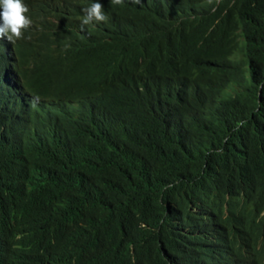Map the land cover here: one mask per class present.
Masks as SVG:
<instances>
[{
  "label": "trees",
  "instance_id": "obj_1",
  "mask_svg": "<svg viewBox=\"0 0 264 264\" xmlns=\"http://www.w3.org/2000/svg\"><path fill=\"white\" fill-rule=\"evenodd\" d=\"M83 9L0 39V264H245L227 235L253 240L216 216L264 203V0L117 8L82 32ZM57 31L54 68L35 35ZM47 92L95 123L26 136Z\"/></svg>",
  "mask_w": 264,
  "mask_h": 264
},
{
  "label": "clouds",
  "instance_id": "obj_2",
  "mask_svg": "<svg viewBox=\"0 0 264 264\" xmlns=\"http://www.w3.org/2000/svg\"><path fill=\"white\" fill-rule=\"evenodd\" d=\"M165 2L166 0H0V39H5L9 43L16 41L18 43L41 19L44 20L46 28H55L59 20L58 16L75 4L84 5V17L80 25L83 32L85 26L107 22L109 17L106 14L111 10L136 8L139 11L141 8H146L147 11L151 6H164ZM58 32L60 31L46 38L35 35L38 43L34 57H40L54 68L60 65L59 59L70 52L67 44L58 36ZM40 95L41 104L38 107L31 103L34 97L29 101V117L32 122L29 120L21 122V129L26 136L34 133L37 127L42 130L49 129L50 121L66 112H70L74 117L72 125L76 129H83L95 123L96 114L93 108L96 103L89 102L86 107L82 103L60 105L51 102L55 98L54 95L48 92ZM38 121L40 123L35 124ZM243 205L241 204L239 210H235L233 206L229 210L226 204L224 217L216 216V218L222 221L220 224L226 229H240L253 240L251 245L237 235H227V245L239 252L245 264H264V203L249 205L246 208H243ZM9 246L13 251L19 248L13 239L9 242Z\"/></svg>",
  "mask_w": 264,
  "mask_h": 264
},
{
  "label": "rangeland",
  "instance_id": "obj_3",
  "mask_svg": "<svg viewBox=\"0 0 264 264\" xmlns=\"http://www.w3.org/2000/svg\"><path fill=\"white\" fill-rule=\"evenodd\" d=\"M230 93H232V88H230V89L226 92V94H230Z\"/></svg>",
  "mask_w": 264,
  "mask_h": 264
}]
</instances>
